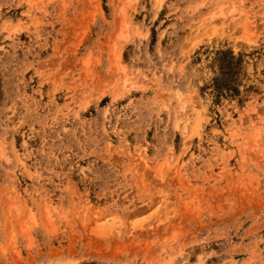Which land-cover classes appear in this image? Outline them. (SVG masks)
I'll return each instance as SVG.
<instances>
[{
	"label": "rangeland",
	"instance_id": "1",
	"mask_svg": "<svg viewBox=\"0 0 264 264\" xmlns=\"http://www.w3.org/2000/svg\"><path fill=\"white\" fill-rule=\"evenodd\" d=\"M0 264H264V0H0Z\"/></svg>",
	"mask_w": 264,
	"mask_h": 264
}]
</instances>
